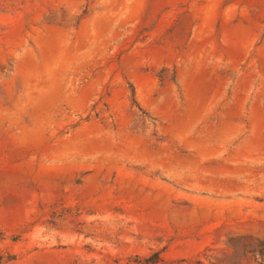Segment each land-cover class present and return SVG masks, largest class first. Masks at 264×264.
Returning <instances> with one entry per match:
<instances>
[{
	"label": "rangeland",
	"instance_id": "rangeland-1",
	"mask_svg": "<svg viewBox=\"0 0 264 264\" xmlns=\"http://www.w3.org/2000/svg\"><path fill=\"white\" fill-rule=\"evenodd\" d=\"M0 264H264V0H0Z\"/></svg>",
	"mask_w": 264,
	"mask_h": 264
}]
</instances>
